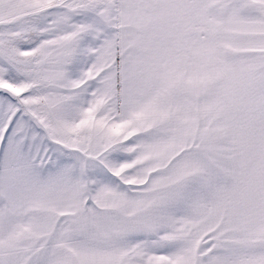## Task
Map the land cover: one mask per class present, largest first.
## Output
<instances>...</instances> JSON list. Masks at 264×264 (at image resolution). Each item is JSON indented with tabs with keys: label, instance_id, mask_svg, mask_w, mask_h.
Here are the masks:
<instances>
[{
	"label": "snow or ice",
	"instance_id": "obj_1",
	"mask_svg": "<svg viewBox=\"0 0 264 264\" xmlns=\"http://www.w3.org/2000/svg\"><path fill=\"white\" fill-rule=\"evenodd\" d=\"M0 264H264V0H0Z\"/></svg>",
	"mask_w": 264,
	"mask_h": 264
}]
</instances>
